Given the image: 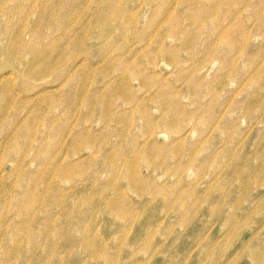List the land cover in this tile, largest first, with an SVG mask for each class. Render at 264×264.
<instances>
[{
	"label": "rangeland",
	"instance_id": "obj_1",
	"mask_svg": "<svg viewBox=\"0 0 264 264\" xmlns=\"http://www.w3.org/2000/svg\"><path fill=\"white\" fill-rule=\"evenodd\" d=\"M0 264H264V0H0Z\"/></svg>",
	"mask_w": 264,
	"mask_h": 264
},
{
	"label": "bare ground",
	"instance_id": "obj_2",
	"mask_svg": "<svg viewBox=\"0 0 264 264\" xmlns=\"http://www.w3.org/2000/svg\"><path fill=\"white\" fill-rule=\"evenodd\" d=\"M253 254V253H252ZM262 256V255H261ZM254 260L256 261V262H258V261H262V257H260V255L258 256L257 254L256 255H254Z\"/></svg>",
	"mask_w": 264,
	"mask_h": 264
}]
</instances>
